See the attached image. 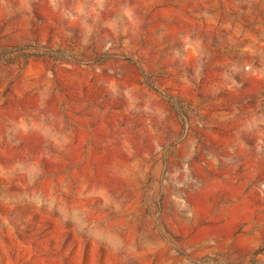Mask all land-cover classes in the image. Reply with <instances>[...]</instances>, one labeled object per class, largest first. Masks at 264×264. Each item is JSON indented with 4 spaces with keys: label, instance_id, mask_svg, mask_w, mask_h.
I'll return each mask as SVG.
<instances>
[{
    "label": "rangeland",
    "instance_id": "374dc122",
    "mask_svg": "<svg viewBox=\"0 0 264 264\" xmlns=\"http://www.w3.org/2000/svg\"><path fill=\"white\" fill-rule=\"evenodd\" d=\"M0 264H264V0H0Z\"/></svg>",
    "mask_w": 264,
    "mask_h": 264
}]
</instances>
